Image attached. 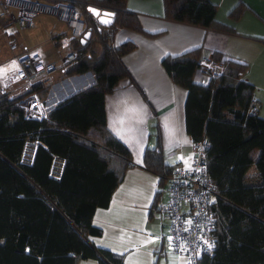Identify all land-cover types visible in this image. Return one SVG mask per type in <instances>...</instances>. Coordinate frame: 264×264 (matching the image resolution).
<instances>
[{
  "label": "trees",
  "instance_id": "trees-1",
  "mask_svg": "<svg viewBox=\"0 0 264 264\" xmlns=\"http://www.w3.org/2000/svg\"><path fill=\"white\" fill-rule=\"evenodd\" d=\"M42 1L70 3L84 12L89 38L75 43L82 55L66 74L91 72L94 83L58 103L41 120L25 117L17 100L0 95V264H78L88 259L123 264L122 256L90 245V238L101 233L92 225L94 211L108 206L132 166L129 150L106 128L104 98L122 80L134 84L122 57L135 46L130 42L115 46L112 39L117 29L147 37L157 34L142 29L127 0ZM161 2L165 20L236 35L216 21L217 6L209 0ZM88 6L111 12V22L90 17L85 12ZM243 8L238 1L228 17L238 19ZM256 40L264 44V39ZM212 56L225 67L207 84L193 81L199 48L161 60L170 80L186 90V133L193 143L207 144L216 248L198 264H264V119L256 113L253 87L242 80L247 65L223 59L217 52ZM47 90L39 83L31 87L39 95ZM154 127L156 145L145 149L143 167L162 184L172 172ZM33 139L46 148L37 146L33 162L23 165L24 143ZM52 155L64 161L59 179L49 176ZM250 169L256 181L247 180Z\"/></svg>",
  "mask_w": 264,
  "mask_h": 264
},
{
  "label": "crops",
  "instance_id": "crops-1",
  "mask_svg": "<svg viewBox=\"0 0 264 264\" xmlns=\"http://www.w3.org/2000/svg\"><path fill=\"white\" fill-rule=\"evenodd\" d=\"M209 1L217 6L216 21L232 28L236 35L165 20L161 0H127V8L137 14L142 29L157 36L147 37L127 29H117L112 39L115 46L126 42L135 46L122 57L134 84L122 80L104 98L106 128L129 150L132 166L124 172L108 206L94 211L92 225L101 233L90 238V245L122 256L123 264H187L185 256L171 253L168 220L160 210V204L167 199V180L161 184L156 175L143 167L145 149L156 145L152 135L156 131L154 125L159 132L162 156L171 172L178 165L188 166L193 157V142L186 133L184 121L186 90L170 80L161 60L199 48L200 57L217 52L223 59L245 63L247 70L242 80L253 87L256 113L264 119V44L256 40L264 39V0ZM238 1L244 8L240 17L232 20L228 13ZM89 8L97 12L94 11L93 15L87 11ZM85 12L101 23L105 19L112 20L111 12L92 6L86 7ZM105 13L110 15L105 16ZM23 32L17 37L19 46L30 49L20 40ZM63 32V26L61 30H56L54 25L49 29L43 28L40 32L46 36L43 44L47 42L54 50L53 36L58 37ZM0 37L6 44L0 55L1 64L15 53L9 51L6 40ZM32 48L42 50L38 43ZM43 52L49 59L53 57ZM199 77L202 76L197 72L193 81L207 84L208 78L198 81ZM93 83L91 72L71 76L56 73L39 83L48 87L40 97L49 112L61 101ZM246 178L250 182L256 181L253 169L248 171ZM78 264L98 263L88 259Z\"/></svg>",
  "mask_w": 264,
  "mask_h": 264
},
{
  "label": "built area",
  "instance_id": "built-area-1",
  "mask_svg": "<svg viewBox=\"0 0 264 264\" xmlns=\"http://www.w3.org/2000/svg\"><path fill=\"white\" fill-rule=\"evenodd\" d=\"M39 16H48L64 27L53 42V59L39 48H20L18 34L35 28ZM86 16L76 6L62 2L41 0H0V35L7 41L10 52L15 53L0 64V95L17 100L27 118L41 120L47 108L40 95L31 91L34 84L47 81L56 73H66L82 55L76 47L85 34ZM197 72L205 78L222 75L224 62L211 54L200 57ZM37 146L46 148L38 140L24 143L20 163L33 162ZM204 140L192 145L193 157L188 166H176L167 180V199L160 210L168 220L167 230L171 253L185 256L187 264H198L203 256H211L216 248V220L211 205L214 186L209 178ZM64 161L52 155L49 176L59 179Z\"/></svg>",
  "mask_w": 264,
  "mask_h": 264
},
{
  "label": "rangeland",
  "instance_id": "rangeland-1",
  "mask_svg": "<svg viewBox=\"0 0 264 264\" xmlns=\"http://www.w3.org/2000/svg\"><path fill=\"white\" fill-rule=\"evenodd\" d=\"M53 25L56 27V30L62 29V26L60 24L56 23V21L53 18H50L48 16H39L35 20V28L30 30V31H24L20 36V40L26 47H31V48L35 47L36 44L38 43V44H40V48L43 51H46V53L53 55V50H52V48H50L48 46L49 44H47V42H45V44H43V41L46 38V36H44L43 33H42V35L40 34V32H41V30H43V28L49 29ZM4 43L5 42L0 37V55L2 54V51H4V48H5L4 46L6 45ZM6 43H7V41H6ZM202 79L204 80L203 77H199L197 80L201 81ZM43 86H44V84H43ZM164 186H165V184L162 187H164Z\"/></svg>",
  "mask_w": 264,
  "mask_h": 264
},
{
  "label": "water",
  "instance_id": "water-1",
  "mask_svg": "<svg viewBox=\"0 0 264 264\" xmlns=\"http://www.w3.org/2000/svg\"><path fill=\"white\" fill-rule=\"evenodd\" d=\"M93 10H94V9L89 8L87 11H89L91 14L94 15V11H95V12H97V11H96V10L93 11ZM88 38H89V33L87 32V33L84 34V36H83L82 39L80 40V43H81V44H84L85 41H86Z\"/></svg>",
  "mask_w": 264,
  "mask_h": 264
},
{
  "label": "snow or ice",
  "instance_id": "snow-or-ice-1",
  "mask_svg": "<svg viewBox=\"0 0 264 264\" xmlns=\"http://www.w3.org/2000/svg\"><path fill=\"white\" fill-rule=\"evenodd\" d=\"M93 11H94V10H93ZM97 14H98V13H97ZM108 15H110V14L105 13V16H108ZM102 22H103V23H109L110 21L107 20V19H105V20H102Z\"/></svg>",
  "mask_w": 264,
  "mask_h": 264
},
{
  "label": "bare ground",
  "instance_id": "bare-ground-1",
  "mask_svg": "<svg viewBox=\"0 0 264 264\" xmlns=\"http://www.w3.org/2000/svg\"><path fill=\"white\" fill-rule=\"evenodd\" d=\"M96 251V250H95ZM100 256V255H99ZM205 257V256H204ZM210 257V256H209Z\"/></svg>",
  "mask_w": 264,
  "mask_h": 264
}]
</instances>
